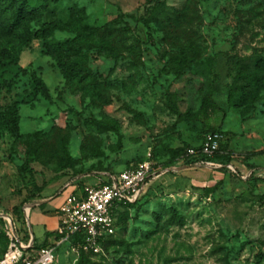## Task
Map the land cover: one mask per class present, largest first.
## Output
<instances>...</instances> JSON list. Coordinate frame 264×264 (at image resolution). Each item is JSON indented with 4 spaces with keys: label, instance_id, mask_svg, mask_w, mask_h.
I'll use <instances>...</instances> for the list:
<instances>
[{
    "label": "rangeland",
    "instance_id": "1",
    "mask_svg": "<svg viewBox=\"0 0 264 264\" xmlns=\"http://www.w3.org/2000/svg\"><path fill=\"white\" fill-rule=\"evenodd\" d=\"M72 6L97 30L115 22L116 59L86 49L100 83L92 100L65 81L41 41L20 49L23 73L0 89V215L22 224L19 235L31 231L36 250L46 236V204L37 202L61 203L150 154L152 174L137 204L119 210L114 243L82 264H264V88L252 106L228 99L235 62L264 60V0H59L56 18L66 21ZM7 43L0 38V48ZM179 47L195 57L196 75L171 72ZM12 103L21 141L2 129ZM206 130L223 134L230 165L183 168L177 154ZM55 255V264H75L66 244Z\"/></svg>",
    "mask_w": 264,
    "mask_h": 264
},
{
    "label": "trees",
    "instance_id": "2",
    "mask_svg": "<svg viewBox=\"0 0 264 264\" xmlns=\"http://www.w3.org/2000/svg\"><path fill=\"white\" fill-rule=\"evenodd\" d=\"M59 0H0V38L5 39L8 43L0 48V89L4 88L12 79L23 73L19 66V52L23 47H27L33 41H41L42 51L48 56L57 66L60 75L65 81L88 95L90 99H98L99 82L87 67L86 49L95 50L98 55L115 60L116 54L113 50L112 41L115 39V33L112 25L115 22H110L107 25L97 30L85 21L84 9L72 6L68 10V19L60 21L56 18V10ZM32 25L37 26L32 28ZM145 27L148 28L147 24ZM55 32H62L68 35L64 39H54ZM148 32V30H147ZM12 37H16V43L10 42ZM160 60L163 56H160ZM171 72L177 79L187 75H196L194 68L198 66L195 57L183 47L178 48V52L169 59ZM234 76L230 84L228 99L232 100L235 106H241L247 103L249 106L254 104L258 99V93L264 88V60L248 58L239 60L234 64ZM202 73V72H200ZM31 80L34 89L41 95L43 99L49 101V95L42 80L34 73L31 74ZM192 79L188 78L190 83ZM175 96V95H174ZM171 106L177 109V98L174 101L170 98ZM19 115L15 103L6 106L3 111L2 129L9 134L15 141H21L23 136L19 133ZM111 129L116 131V126L113 124ZM208 132H219L217 130H206ZM223 135V134H222ZM201 137V139H202ZM200 139V141H201ZM199 141V143H200ZM198 143V144H199ZM197 144V145H198ZM195 145V146H197ZM185 147L177 154L178 159L186 148ZM196 161H208L222 166L230 165V159L226 152L225 144H221L219 152L212 157H199L198 159H186L183 165L187 167L193 166ZM140 200V199H139ZM133 204L121 206L114 210L115 228L120 222L119 210L134 206L139 201ZM15 231L19 234L18 221L10 218ZM2 220L0 219V240L6 242L7 239L1 227ZM27 237V232L24 234ZM113 236L101 238L99 248L107 249L108 246L114 243ZM77 241L74 240L73 244ZM45 246V245H42ZM93 252L78 251L75 264L88 262V257ZM0 256V257H1Z\"/></svg>",
    "mask_w": 264,
    "mask_h": 264
},
{
    "label": "built area",
    "instance_id": "3",
    "mask_svg": "<svg viewBox=\"0 0 264 264\" xmlns=\"http://www.w3.org/2000/svg\"><path fill=\"white\" fill-rule=\"evenodd\" d=\"M224 137L219 132L203 135L195 147L186 148L177 159L183 168L224 166L196 161L193 166L183 165L186 159L212 157L219 152ZM148 159L133 168L118 173H103L101 182L85 186L80 195L71 193L57 210L58 224L49 244L34 250L35 240L27 232V237L16 233L11 219L0 215L2 230L7 239L6 250L0 257V264H55L57 248L67 245L69 253L76 261L78 251L96 252L101 238L113 236L115 232L114 210L135 203L143 194L147 180L152 174L150 154ZM77 241L75 244L73 242Z\"/></svg>",
    "mask_w": 264,
    "mask_h": 264
},
{
    "label": "crops",
    "instance_id": "4",
    "mask_svg": "<svg viewBox=\"0 0 264 264\" xmlns=\"http://www.w3.org/2000/svg\"><path fill=\"white\" fill-rule=\"evenodd\" d=\"M81 192L82 191L77 189V187H76V189L73 192V194L80 195ZM51 199H52V196L37 202V204H46V206L42 209V212H44L45 213L44 215H46V216H43L44 218H42L43 220H42V224H41L43 226V228L46 229V230H44L46 236L42 237L39 240L40 244L42 243L44 245L49 244L51 242V240H52V235H48V234H52L54 232V230L56 229V227H57V224H58L57 210L61 206L60 204L63 203V202L60 203V201H59V202H56V204H53V200H51ZM57 206H59V207H57ZM31 211H32V209L29 210L27 212V214H25V215H27V217H28ZM35 217H36V222L39 223L41 218L37 214H35ZM30 233L32 234V236L34 238L33 233L31 231H30Z\"/></svg>",
    "mask_w": 264,
    "mask_h": 264
}]
</instances>
